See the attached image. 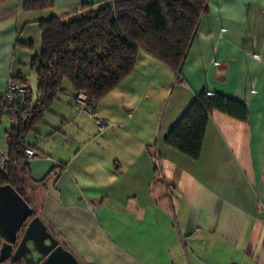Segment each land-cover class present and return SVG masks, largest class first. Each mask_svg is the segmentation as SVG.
<instances>
[{
  "label": "crops",
  "instance_id": "1",
  "mask_svg": "<svg viewBox=\"0 0 264 264\" xmlns=\"http://www.w3.org/2000/svg\"><path fill=\"white\" fill-rule=\"evenodd\" d=\"M26 1L0 0V97L7 79L19 76L34 104L38 20L101 0H53L30 10ZM201 89L243 102L247 115L212 110L190 159L164 138ZM75 96L64 81L27 133L35 183L25 192L79 261L264 264V0H206L178 73L140 50L134 70L95 105L103 131ZM2 117L7 153L14 121L2 114L0 126Z\"/></svg>",
  "mask_w": 264,
  "mask_h": 264
},
{
  "label": "trees",
  "instance_id": "2",
  "mask_svg": "<svg viewBox=\"0 0 264 264\" xmlns=\"http://www.w3.org/2000/svg\"><path fill=\"white\" fill-rule=\"evenodd\" d=\"M52 5L53 0H28L24 9ZM205 11L206 0H101L84 1L77 8L39 19L41 48L30 59L38 97L31 103L28 88L19 103L0 110V116L14 121L6 131L9 159L0 166V185L11 183L28 201L26 185L35 182L28 175L25 138L50 110L65 80L76 94H86L91 114L96 103L134 70L140 50L178 73ZM13 78L26 85L23 77ZM214 109L241 120L247 115L243 102L201 89L167 132L165 143L196 159Z\"/></svg>",
  "mask_w": 264,
  "mask_h": 264
},
{
  "label": "water",
  "instance_id": "3",
  "mask_svg": "<svg viewBox=\"0 0 264 264\" xmlns=\"http://www.w3.org/2000/svg\"><path fill=\"white\" fill-rule=\"evenodd\" d=\"M0 264H83L33 214L9 182L0 185Z\"/></svg>",
  "mask_w": 264,
  "mask_h": 264
},
{
  "label": "built area",
  "instance_id": "4",
  "mask_svg": "<svg viewBox=\"0 0 264 264\" xmlns=\"http://www.w3.org/2000/svg\"><path fill=\"white\" fill-rule=\"evenodd\" d=\"M27 93L28 87L26 85L22 84L16 78H8L5 90L0 97V110L1 108H11L15 106L21 101V99H23L27 95ZM74 102L78 104L81 110L90 114L89 110L87 109L89 105V99L86 94H76ZM93 117L99 130L103 131L107 127V125L105 124V120L99 116ZM23 152L27 158H30L35 154V150L29 146L24 147ZM8 159L9 157L7 153L0 149V166H3L8 161Z\"/></svg>",
  "mask_w": 264,
  "mask_h": 264
},
{
  "label": "rangeland",
  "instance_id": "5",
  "mask_svg": "<svg viewBox=\"0 0 264 264\" xmlns=\"http://www.w3.org/2000/svg\"><path fill=\"white\" fill-rule=\"evenodd\" d=\"M66 81V80H65ZM37 97V91H36V85H32V98L33 99H36ZM105 97V96H104ZM103 97V98H104ZM102 98V99H103ZM95 110V109H94ZM91 116H99V115H95L94 113H91ZM100 117V116H99ZM94 118V117H93ZM8 119L6 117H2V121H1V126H0V129H3L7 123ZM3 145V141L2 139L0 138V147Z\"/></svg>",
  "mask_w": 264,
  "mask_h": 264
}]
</instances>
